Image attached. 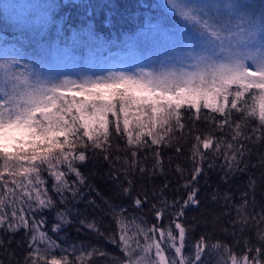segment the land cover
Listing matches in <instances>:
<instances>
[{"label":"snow or ice","instance_id":"6c2138e0","mask_svg":"<svg viewBox=\"0 0 264 264\" xmlns=\"http://www.w3.org/2000/svg\"><path fill=\"white\" fill-rule=\"evenodd\" d=\"M153 8L156 14L149 17L142 35L151 33L169 49L166 58L171 62L162 61L157 71L60 79L45 71L38 52L22 51L21 47L0 51V231L24 230L29 251L23 264H84L85 257L95 255L110 264H207L204 257L209 254L218 256L216 264H264V207L259 213L249 211V193L257 188L251 176L239 203L228 193L212 197L225 201L230 211L224 215L236 214L230 223L240 232L236 243L243 248L238 255L224 242L209 243L205 236L185 255L189 229L182 217L187 207L200 203L195 198L198 189L191 183L183 185L190 189L183 201H169L161 191L151 206L156 220L151 225L124 216L125 209L112 208L121 213L114 217L118 239L102 231L95 220L78 221L114 245L119 256L92 247L70 261L68 249L44 229L45 210H55L53 233L59 234L73 223L69 205L85 200L83 189L92 191L79 165L87 162L89 149H99L108 160L110 135L127 137L124 150L131 159L123 158L122 170L128 187L120 185L125 194L133 184L129 170L141 175L163 174L158 149L160 145L170 147L174 137L158 134L159 130L182 133L184 115L200 120L203 112L204 122L211 126L207 134L195 137L190 149L193 181L204 172L205 163L208 169L216 167L215 159L221 155L226 161L221 166L223 182L245 174L249 168L245 156L250 159L252 155L249 144L264 145V0H156ZM133 125L138 129L135 135ZM212 131L220 137L214 138ZM145 137L151 138L150 144ZM201 145L212 151L211 159L207 151H200ZM143 148L153 149L151 168L138 158ZM143 159L147 161L148 156ZM110 167L116 170L115 162ZM260 167L264 168V155ZM176 170L183 175L179 165ZM57 202L64 205L63 210L57 208ZM87 203L95 206L94 200ZM133 203L140 208L147 200L136 198ZM251 203H256L254 195ZM129 223L135 224L134 230L128 228ZM250 227L256 228L255 243L243 236ZM231 235L235 237L236 232ZM4 243L0 239V247ZM72 251H78L75 245Z\"/></svg>","mask_w":264,"mask_h":264},{"label":"trees","instance_id":"16d2710c","mask_svg":"<svg viewBox=\"0 0 264 264\" xmlns=\"http://www.w3.org/2000/svg\"><path fill=\"white\" fill-rule=\"evenodd\" d=\"M155 2L156 0H0V35L3 36L0 40V51L3 49L11 51L14 47H21L22 51L29 49L38 52L44 69L45 67L51 68V53H53L54 65L61 62L64 55L70 53L75 68L81 71L87 65L90 66L91 56L100 58L113 52L134 53L137 56L157 60L160 56L166 57L169 49L158 43L151 33L142 35L149 23V17L156 14L153 8ZM5 5L17 6L15 7L18 8L17 14L12 10L15 8L6 9ZM40 5H52V7H37ZM20 7L23 8L19 10ZM57 66H52L50 73L60 78ZM76 99L82 98L76 97ZM181 111L184 113L186 109ZM183 123L185 127L182 133L179 131L163 133V129L159 130L158 134L174 137L170 147L160 145L158 149L161 154L163 174L158 171L156 175H151L149 172L141 175L138 170L135 172L129 170L128 179L132 180L133 184L128 194H125L120 187V185L128 187V180L124 178L122 170L123 158L127 155L131 159L130 152L124 150L127 137L110 135L111 147L108 160L104 159V153L99 149H89L87 162L79 167L87 177V183L91 185L92 191L88 192L87 189H83L86 192L85 200L69 205L73 214L70 219L73 223L56 234L51 232V227L56 222L55 210H45L43 213L47 221L44 229L56 240L57 244L68 249L70 261L77 255H84V252L90 251L92 247L102 248L116 256L121 255L114 245L107 243L80 225L78 221L81 218L88 221L95 220L102 231L115 234L118 239L119 233L114 217L121 213L113 212L112 208L125 209L124 216L137 218L136 223L147 221V224L151 225L156 223L151 206L157 203L161 191L169 201L173 199L183 201L190 190L184 188L183 185L188 183L198 189L195 198L200 203L187 207L182 217V222L189 229L185 255L193 251L190 246H194L201 236L207 237L209 243L224 242L237 255L241 252L243 244L236 243L241 238L239 229L238 227L233 228L230 223L235 218V212L231 211L230 215H224L225 212L230 211L225 207V201L223 199L214 201L212 197L217 193L221 195L228 193L233 202L239 203L240 194L247 190V181L251 176L256 180L257 188L254 194L249 193V211L259 213L261 207H264V179H261L264 168L260 167V156L264 155V145L249 144L252 155L250 159L245 156V159L249 161V168L245 174H237L227 183L223 182L221 166L225 165L226 161L221 155L215 159L216 167L208 169L205 163L204 172L193 181L190 149L195 143V137L207 134L211 126L204 122L203 112L200 120H196L194 116L184 115ZM137 131L138 129L133 125L132 134L135 135ZM212 135L218 138L221 134L212 131ZM145 139L149 144L151 143V138L145 137ZM177 147L180 148V152L176 151ZM152 150L143 148L138 152V158L146 168H151L153 164ZM200 151H207L209 158H212L211 150H204L201 145ZM145 154L148 156L147 161L143 159ZM116 156L121 157V160H116ZM113 162L116 164V170L110 167ZM178 165L184 170L183 175L177 172ZM112 175H116V179H113ZM48 182L50 185L51 180L49 179ZM165 184L168 185L167 188L163 187ZM154 190L155 196L153 195ZM52 195L55 199V195ZM253 195L255 205L251 203ZM136 198L141 200L146 198L147 203L136 208L133 203ZM89 199L95 201V206L87 203ZM57 208L63 210L64 205L57 202ZM25 211H27L26 208ZM77 212L79 215H76ZM163 222H167V217ZM128 228L134 230L135 224L129 223ZM226 228L229 230L228 233L223 231ZM233 231L236 232L235 237L231 235ZM255 231L256 228L250 227L244 232V238L255 243ZM0 239L5 242L4 246L0 247L2 264H23L24 257L29 251L24 230L21 229L15 233L0 231ZM73 245L78 250L76 253L72 251ZM82 248L83 251H80ZM55 251L58 252L59 249ZM204 259L207 260V264H216L218 256L209 254ZM84 264H110V261L106 262L104 257L95 255L85 257Z\"/></svg>","mask_w":264,"mask_h":264},{"label":"rangeland","instance_id":"374dc122","mask_svg":"<svg viewBox=\"0 0 264 264\" xmlns=\"http://www.w3.org/2000/svg\"><path fill=\"white\" fill-rule=\"evenodd\" d=\"M23 8L20 7L19 10ZM13 11L18 12V8L12 9ZM15 14V15H16ZM166 53V57H167ZM51 55V68L56 67L58 64V75L61 79H73L78 80L82 76H90L95 79L98 76H107L113 72H125V73H136L140 70L143 71H157L162 67V61L164 64L171 63L167 60L165 56H160L159 58L152 59L144 56H137L134 53H122V52H113L108 53L100 58H95L91 56L90 66L87 65L83 71L77 70L75 68L74 62L71 60L70 53L68 55H64L59 61L54 65L53 63V53ZM142 57V58H140ZM59 58V57H58ZM51 68H46L45 71L51 70ZM56 70V69H55Z\"/></svg>","mask_w":264,"mask_h":264}]
</instances>
